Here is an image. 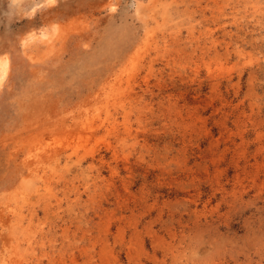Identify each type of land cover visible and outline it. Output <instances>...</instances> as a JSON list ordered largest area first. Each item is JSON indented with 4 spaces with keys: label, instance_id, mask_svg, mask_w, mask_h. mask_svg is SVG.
Masks as SVG:
<instances>
[{
    "label": "rangeland",
    "instance_id": "1",
    "mask_svg": "<svg viewBox=\"0 0 264 264\" xmlns=\"http://www.w3.org/2000/svg\"><path fill=\"white\" fill-rule=\"evenodd\" d=\"M1 56L0 264H264V0H0Z\"/></svg>",
    "mask_w": 264,
    "mask_h": 264
},
{
    "label": "bare ground",
    "instance_id": "2",
    "mask_svg": "<svg viewBox=\"0 0 264 264\" xmlns=\"http://www.w3.org/2000/svg\"><path fill=\"white\" fill-rule=\"evenodd\" d=\"M15 1H20V0H15ZM54 0H48V3H52ZM51 29V28H50ZM53 29V28H52ZM55 29V28H54ZM57 29V27H56ZM61 30V29H60ZM57 31H59L57 29ZM54 32L52 36H55L57 35V37H59L60 35H64L62 33V31H59L58 33ZM51 33V32H50ZM33 36V35H32ZM30 37V36H29ZM32 39L33 38H38L40 39L41 41H43L45 44H49L50 41H52L54 39V37H51L50 34L47 32L46 29H43L41 31L40 34L36 35L34 37H31ZM56 38V37H55ZM37 40V39H36ZM55 41V40H54ZM32 42V41H30ZM53 46V44H51ZM9 68H10V61H9V58L7 56H1L0 57V86L3 84L4 80L6 79V75L7 73L9 72Z\"/></svg>",
    "mask_w": 264,
    "mask_h": 264
}]
</instances>
